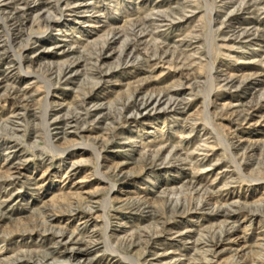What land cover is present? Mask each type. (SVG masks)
Here are the masks:
<instances>
[{"label": "rangeland", "instance_id": "obj_1", "mask_svg": "<svg viewBox=\"0 0 264 264\" xmlns=\"http://www.w3.org/2000/svg\"><path fill=\"white\" fill-rule=\"evenodd\" d=\"M49 1L0 9V264H264V0Z\"/></svg>", "mask_w": 264, "mask_h": 264}, {"label": "bare ground", "instance_id": "obj_2", "mask_svg": "<svg viewBox=\"0 0 264 264\" xmlns=\"http://www.w3.org/2000/svg\"><path fill=\"white\" fill-rule=\"evenodd\" d=\"M1 3H0V9H5V10H8L9 9V5L11 4V0H0ZM20 1V0H19ZM29 1V0H28ZM43 1V0H42ZM49 1V0H48ZM39 2V1H38ZM50 2V1H49ZM34 4V3H33ZM39 5V4H38ZM29 7V6H28ZM249 8V7H248ZM50 9V8H49ZM28 11V10H27ZM40 11V10H39ZM7 13V12H6ZM11 13H13L11 11ZM29 13V12H28ZM14 15V14H13ZM20 15V14H19ZM9 16V15H8ZM12 16V15H11ZM233 16V15H232ZM2 18V17H0ZM164 19V18H163ZM23 20V19H22ZM14 21V20H13ZM11 22V21H10ZM166 22V21H165ZM157 23V22H155ZM13 25V24H12ZM18 26V25H17ZM20 26V25H19ZM20 30V29H19ZM14 34V33H13ZM244 34H246V32H244ZM236 35V34H235ZM14 36V35H13ZM143 36V35H142ZM248 38V37H247ZM14 39V38H13ZM140 39V38H139ZM138 39V40H139ZM246 39V38H244ZM260 39V38H259ZM18 41V40H17ZM139 53V52H138ZM133 57V56H132ZM22 58V57H21ZM27 60V59H26ZM129 60V59H128ZM132 60V59H131ZM11 63V62H10ZM73 65V64H72ZM80 65V64H79ZM9 66V65H8ZM12 68V67H11ZM65 69V68H64ZM72 69H73V66H69L66 70H65V74L68 73V72H72ZM74 70V69H73ZM97 72V71H96ZM99 73V72H98ZM6 74V73H5ZM60 77V76H59ZM5 78V77H4ZM3 79V78H2ZM5 80V79H4ZM232 82V81H231ZM28 91V90H27ZM18 93V92H17ZM29 94V93H28ZM27 94V95H28ZM49 94V93H48ZM174 94V93H173ZM172 94V95H173ZM173 97V96H172ZM174 98V97H173ZM10 99V98H9ZM13 99V98H12ZM15 100V99H14ZM19 100V99H18ZM140 100V99H139ZM143 100V99H142ZM177 101V100H176ZM153 103H155L154 107H153V110H158V108H160L161 105H165L167 104L168 107L170 108L171 106L174 107L175 106V103L176 102H173V100H169L168 99V95L167 93H163V94H160L159 97L157 99H155V101L153 100V97H150V100L147 104V106H150V105H153ZM260 105V104H259ZM131 106V105H130ZM237 106V105H236ZM250 109V108H249ZM178 110V109H177ZM88 112V111H87ZM259 112V111H258ZM249 114V113H248ZM137 115V113H136ZM242 115V114H241ZM248 117V116H247ZM245 118V117H244ZM67 121V120H66ZM71 121V120H70ZM197 190V189H196ZM5 202V201H4ZM3 203V202H1ZM222 210V209H221ZM225 212V211H224ZM229 215V214H228ZM227 225V224H226ZM229 227V226H228ZM60 232V231H59ZM81 233V232H80ZM79 233V234H80ZM229 233V232H228ZM59 245H65V246H68L69 243L73 244V246L71 248H68L67 249V252L70 253L71 257H76V256H80L82 259L83 258H86V256H88V254L91 252L93 246L91 245L92 243L90 242V245H88L87 249L83 250V251H80L79 249L75 248V245L77 246L79 243H81V241H75L74 240V237L76 236L75 233H72L69 238L67 237V234L66 232H60L59 233ZM78 235V234H77ZM68 238L69 241H66L64 242L66 239ZM74 241V242H73ZM64 243V244H63ZM219 244V242H218ZM218 244L215 245V249H217L218 247ZM58 245V244H57ZM212 247V248H213ZM65 250V249H64ZM213 252V250L211 251ZM206 254V253H205ZM215 254V253H214ZM41 257V256H40ZM206 257V256H205ZM209 257H212V256H209ZM29 259H32V257H30ZM212 259V258H211ZM16 261V260H15ZM211 261V260H210ZM6 263V261H5ZM44 262L41 263V261H39L38 264H43ZM10 264V263H9ZM13 264V263H12Z\"/></svg>", "mask_w": 264, "mask_h": 264}]
</instances>
